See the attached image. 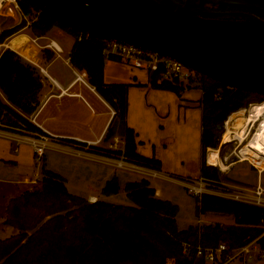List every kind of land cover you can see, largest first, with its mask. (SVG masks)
Here are the masks:
<instances>
[{"label": "trees", "instance_id": "16d2710c", "mask_svg": "<svg viewBox=\"0 0 264 264\" xmlns=\"http://www.w3.org/2000/svg\"><path fill=\"white\" fill-rule=\"evenodd\" d=\"M26 16L33 15L29 27L31 35L46 36L53 28L71 34L75 43L69 54L71 65L85 72L88 84L110 106L114 115L106 129L104 141L120 135L122 150L90 147L73 142L86 152L123 159L125 162L160 171V162L136 152L133 130L125 123L127 112V85H107L103 80L105 58L103 37L87 34L40 11L25 0L20 1ZM233 6V5H232ZM264 21V8L235 5ZM26 25L4 29L0 44L17 35ZM45 51V50H44ZM111 60L120 61L118 58ZM195 88L201 98V168L206 180L218 179L217 169L206 165L216 162L217 128L235 110L246 107L249 96L264 101V95L251 91L228 90L226 85L198 73ZM44 75L10 49L0 51V128L29 134L43 133L27 117L40 106ZM150 85L180 94L181 87H173L160 80L158 73L150 76ZM244 112L245 110H238ZM237 112V111H236ZM226 131L243 125L240 114L228 117ZM118 123L119 132L112 127ZM115 179L102 188V196L117 193ZM130 206L113 205L68 192L66 181L54 172L42 168L40 184L12 199L5 210L6 226L17 231L10 238L0 240V264H207L196 257V248L225 244L238 248L258 238L264 232V209L212 195L196 199V213H224L233 217L228 227L220 224L190 225L180 230L176 216L178 207L157 198L146 180L126 183L124 187ZM264 245V235L259 239Z\"/></svg>", "mask_w": 264, "mask_h": 264}, {"label": "crops", "instance_id": "0c3cea01", "mask_svg": "<svg viewBox=\"0 0 264 264\" xmlns=\"http://www.w3.org/2000/svg\"><path fill=\"white\" fill-rule=\"evenodd\" d=\"M66 34L72 36L63 29L53 28L45 36L62 48L60 56L51 50L34 51L28 34H18L10 38L7 45L12 51L37 62L46 72L40 93V106L46 98L50 99L44 104L38 119L43 128L59 140L80 141L90 147L108 148L111 141L105 144L104 137L112 119V109L95 90L91 91L80 83L70 88L74 81V67L65 60L69 57L74 43L68 44ZM12 40L16 48L10 47ZM151 74L139 66L121 60H106L103 68L105 84L128 86L125 123L135 134L136 152L143 157L158 160L161 165L160 174L182 186L179 181L200 177L202 92L195 86L182 89L179 95L170 90L154 88L150 85ZM67 89L68 93L61 96ZM115 137L119 136L116 134ZM74 145L72 143L71 147ZM61 155L65 166H82V161L89 162L73 153ZM235 164L237 163L230 167ZM206 165L209 166L208 161ZM35 167L38 164L30 145L17 144L0 136V191L5 194L0 200L2 233L9 232L11 236L17 234L12 227L4 224L5 210L12 199L32 190L30 181L36 175L41 180L42 171H35ZM249 167L256 172L250 165ZM261 175L257 174L256 185H261ZM153 189L159 198V191ZM89 197L102 200L95 194H89L85 199L88 200ZM197 222L196 225L201 224V220Z\"/></svg>", "mask_w": 264, "mask_h": 264}, {"label": "water", "instance_id": "95a60500", "mask_svg": "<svg viewBox=\"0 0 264 264\" xmlns=\"http://www.w3.org/2000/svg\"><path fill=\"white\" fill-rule=\"evenodd\" d=\"M87 34L176 60L234 91L264 95V21L203 2L264 8V0H25Z\"/></svg>", "mask_w": 264, "mask_h": 264}, {"label": "built area", "instance_id": "2783aa9c", "mask_svg": "<svg viewBox=\"0 0 264 264\" xmlns=\"http://www.w3.org/2000/svg\"><path fill=\"white\" fill-rule=\"evenodd\" d=\"M21 0H0V19H12L15 21L14 26L21 25L23 22H27L24 28L18 33L21 34L22 31L28 30L33 21H29L27 16L24 14L21 4ZM41 14V11L38 12ZM13 26V27H14ZM11 28V27H10ZM4 29L0 27V36ZM17 34V35H18ZM14 37V36H13ZM10 39V38H9ZM8 39V40H9ZM3 44H0V51L4 49H10L7 45V41ZM30 43L34 47V51L42 50H51L60 56L63 52L62 48L52 39L48 37H29ZM11 47V46H10ZM11 50V49H10ZM16 53V52H15ZM19 54V53H16ZM102 54L105 60H110L111 58H118L125 63H131L135 66H139L146 70L149 73H158L160 75V80L173 86L181 87L182 89L190 88L196 86V82L199 78L196 71L187 67L186 65L173 60L168 57L159 56L156 53L149 52L140 47L133 45L123 44L113 40H105L104 48ZM22 56L21 54H19ZM22 58L28 61L31 65L38 68L43 75H46L44 69H42L37 62L32 59H28L25 56ZM66 63L71 65L69 57L65 60ZM74 81L70 85L72 88L77 83L82 84L87 87L89 90L94 91V88L91 87L86 79V74L83 71L77 70L74 68ZM48 76V75H47ZM228 90H233L232 88L226 86ZM69 89L63 91L61 96L65 93H68ZM50 99L46 98L45 102L39 106L31 115L27 117L30 123L39 128L43 133L39 134H29V133H20L4 128H0V136L6 137L11 141L16 142L17 144L26 143L31 146L33 153L36 156L38 163L41 162L42 157H44L48 149H60L68 153H73L79 156H90L96 159L107 161L117 167L132 169L140 171L144 174L151 176H160L159 171L151 170L145 167L137 166L128 162H125L123 159H117L112 157L100 156L86 152L76 146L71 147L69 145H63L54 140H59L57 136L52 135L50 132L46 131L43 126L39 123L38 119L44 104ZM111 115H114L113 110H111ZM254 136V135H253ZM252 140V139H251ZM80 142V141H77ZM230 141H220V146H226ZM250 141H248L249 143ZM118 139L115 137L113 142L109 144V149L117 150ZM123 144V141L121 140ZM122 150V148H120ZM219 152V149L218 151ZM240 152V151H239ZM235 154L237 160L229 162L226 165L227 171L230 166L238 162H246L253 169L256 170L258 175L264 173V169L256 166L253 161L249 159H243L241 155ZM206 154V161H207ZM231 156V155H230ZM230 156H224L222 160L227 163L230 160ZM219 157V154L217 155ZM219 162L222 164L220 158ZM213 167L218 168V165L213 163ZM219 169V168H218ZM220 170V169H219ZM221 171V170H220ZM40 181L39 175H36L33 180L30 181L32 185H37ZM179 183L184 187L188 194H190L195 199H200L202 195H212L222 199L235 201L247 205L256 206L264 209V188L259 184L255 187H246L239 189H223L219 191H211L210 181L202 177L199 178H187ZM89 203H95L97 199L95 197H89L87 200ZM200 225V224H199ZM264 235V232L258 238L250 241L249 243L240 246L238 248L230 249L225 244H218L214 247H201L196 248V257L202 259L207 264H230L232 262H239V264H254L255 262H264V245L260 244L259 239Z\"/></svg>", "mask_w": 264, "mask_h": 264}, {"label": "rangeland", "instance_id": "374dc122", "mask_svg": "<svg viewBox=\"0 0 264 264\" xmlns=\"http://www.w3.org/2000/svg\"><path fill=\"white\" fill-rule=\"evenodd\" d=\"M204 4L212 5V3H208V2ZM226 6H228L229 8L230 7L235 8V6H230V5H225L224 7ZM238 10H243V9H238ZM27 19L29 21H32L33 15L27 16ZM14 25L16 24L15 21H13L12 19H3V18L0 19L1 29H7L13 27ZM21 34H28L30 36H33L30 34L29 31H22ZM66 40L68 44L75 43V39L68 34H66ZM13 45L16 47L15 42H13ZM249 99H250L249 103L247 104L246 107H241L229 114V116H231V114L233 113L240 114L241 116H243L244 124L241 126L240 129L245 128L243 132L246 133L247 136L245 135L246 139L242 143H240L238 138H236L237 133L235 132L234 128L232 127L229 128L231 133L229 132V130L228 131L225 130V126L226 124H228L227 119H229L228 118L229 116L226 118L225 121H223L221 128H217L218 131L216 132V134L218 137V144L214 149L216 151H218L219 149V152H216L217 155L219 154L218 158L222 160L224 156L231 155L230 160L227 163H225L223 160L221 161L222 165L226 166L227 164H229V162L237 160L234 153L238 154L239 151H240L239 153H243L244 150L247 151L246 145L248 144V141H251V139L254 138L258 129L261 127V124L264 122V115L259 116L257 120L253 119L254 115L252 118L249 115L251 107L260 104L264 105V101L263 100L259 101L257 100V98H253L252 95L249 96ZM257 109L260 110V107L256 108V110ZM238 110H245V113L239 112ZM117 125L118 123L114 121L112 127L115 128L116 132H119ZM223 135L224 137L229 135L230 142L226 146H222L221 148H219L220 141L222 140ZM118 136L119 137H116L118 139L117 150H120V148L123 149V144L121 143L122 140L121 136L120 135ZM54 141L69 146H72L73 143L66 141L64 142L62 140H54ZM109 141H105V144L108 143ZM111 142H113V140ZM61 154L65 155L68 153L60 149H52V148L48 149L45 153V156L42 157L40 163L37 162L36 156L34 155L35 161L38 164V167H35V171H42V168L45 167L47 170H50L55 174L60 175L66 181V187L68 192L73 195L85 198L89 194H95L98 195L99 198L106 203L113 205L130 206L131 203L126 197V193L124 191L125 184L130 182H138L140 180H146L151 188H155L156 190L159 191L160 193L159 199L169 201L170 203L178 207L176 223H177V227L180 230L186 229L190 225L198 224L197 222L198 220H201V224L203 225L221 224V226H225V227H228L234 223L233 217L231 215L224 213L208 212L205 214H197L196 199L192 197L190 194H188L183 186H180L174 183L173 181L169 180L168 176H165L164 174H160V176H151L144 174L140 171L117 167L116 165H113L107 161L96 159L90 156L87 157L82 156V158H85L86 160L89 161V162L82 161L84 163L82 166L72 165V167H69L63 164L64 158ZM205 160H206V153H205ZM85 163H87L88 166ZM208 165L209 167L214 166L213 163H210L209 161H208ZM218 168L221 170V167L219 165ZM218 168H215L217 169L216 171L218 173V179L216 181L215 180L210 181L211 191L212 190L219 191L223 189H239V188H246L248 186L254 187L258 181L257 173L254 170H252L246 162L237 163L232 168L230 167L231 169L228 171H222V170L220 171ZM113 179H115L118 184L117 193L110 196H102L101 194L102 187L105 186L108 181H111ZM40 181L38 182L39 184ZM260 181H261V186L264 188V173L263 175H261ZM32 189H34V185L32 186ZM3 195L5 194L2 191H0V200ZM11 229L14 231V233H16V230L14 228ZM2 232L3 230L2 228H0V240H3L11 236L9 232L6 233L5 232L2 233Z\"/></svg>", "mask_w": 264, "mask_h": 264}, {"label": "bare ground", "instance_id": "6f19581e", "mask_svg": "<svg viewBox=\"0 0 264 264\" xmlns=\"http://www.w3.org/2000/svg\"><path fill=\"white\" fill-rule=\"evenodd\" d=\"M13 42L14 41L12 40L10 46L12 48H16L13 45ZM259 107H260V110H258V109L256 110V108H259ZM249 115L251 116V118L254 115L253 119L257 120V118L259 116L264 115V105L260 104V105L251 107ZM226 126H227V124H226ZM226 126H225V130H226ZM236 126H237V129H235V132L237 133L236 138H238L240 143H242L246 139V137H245L246 133L243 132V130L245 128L240 129L242 126L240 124H237ZM229 132L231 133L230 130H229ZM229 138H230L229 135H227L226 137H224V135H223V137H222L223 141H230ZM246 147H247V151L244 150L243 153H239L241 155L240 157H242L243 159H249V160L253 161V163L256 166H258L261 169H264V122L261 124V127L258 129L256 135L246 145ZM216 162H217V165H219L221 167L222 171H227V167L225 165L220 164L219 159L217 157V153H216Z\"/></svg>", "mask_w": 264, "mask_h": 264}, {"label": "flooded vegetation", "instance_id": "af4514ba", "mask_svg": "<svg viewBox=\"0 0 264 264\" xmlns=\"http://www.w3.org/2000/svg\"><path fill=\"white\" fill-rule=\"evenodd\" d=\"M196 3H198V1L194 0ZM171 3H175L179 6H184L187 3V0H170ZM206 3L205 1L203 2V4ZM225 5H217V4H212V5H203V9L209 11V12H217V13H236V12H240V13H246L249 14L248 12H245V10H238V8H232V7H224Z\"/></svg>", "mask_w": 264, "mask_h": 264}]
</instances>
